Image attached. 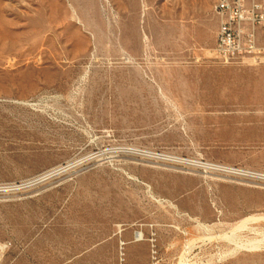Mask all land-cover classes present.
<instances>
[{"label":"rangeland","instance_id":"obj_1","mask_svg":"<svg viewBox=\"0 0 264 264\" xmlns=\"http://www.w3.org/2000/svg\"><path fill=\"white\" fill-rule=\"evenodd\" d=\"M213 2L0 0V264H264L208 166L264 173V37L220 64Z\"/></svg>","mask_w":264,"mask_h":264},{"label":"built area","instance_id":"obj_2","mask_svg":"<svg viewBox=\"0 0 264 264\" xmlns=\"http://www.w3.org/2000/svg\"><path fill=\"white\" fill-rule=\"evenodd\" d=\"M214 13L219 19L213 58L222 65L237 61L261 59L260 32L264 37V0H215ZM261 61V60H260ZM213 170L247 181L256 187L264 186V173L243 168L210 165ZM4 246L0 244V261Z\"/></svg>","mask_w":264,"mask_h":264},{"label":"crops","instance_id":"obj_3","mask_svg":"<svg viewBox=\"0 0 264 264\" xmlns=\"http://www.w3.org/2000/svg\"><path fill=\"white\" fill-rule=\"evenodd\" d=\"M214 4H215V0H214V2H213V5H212V7L210 6V13L212 14V18H213V20H214V24H215V28H216V37H217V31H218V29H219V19H218V17L215 15V13H214ZM262 34H261V32H260V36H261Z\"/></svg>","mask_w":264,"mask_h":264},{"label":"bare ground","instance_id":"obj_4","mask_svg":"<svg viewBox=\"0 0 264 264\" xmlns=\"http://www.w3.org/2000/svg\"><path fill=\"white\" fill-rule=\"evenodd\" d=\"M149 156V155H148ZM208 166H210V165H208ZM212 168L210 169V170H218V168H216V167H213V166H211ZM236 178V177H235ZM136 242H140V241H142V237H141V235H137L136 236V240H135Z\"/></svg>","mask_w":264,"mask_h":264}]
</instances>
